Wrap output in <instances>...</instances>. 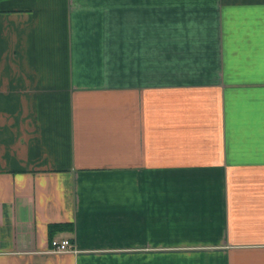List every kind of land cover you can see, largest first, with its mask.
Instances as JSON below:
<instances>
[{
  "label": "crops",
  "instance_id": "crops-1",
  "mask_svg": "<svg viewBox=\"0 0 264 264\" xmlns=\"http://www.w3.org/2000/svg\"><path fill=\"white\" fill-rule=\"evenodd\" d=\"M0 264H264V0H0Z\"/></svg>",
  "mask_w": 264,
  "mask_h": 264
},
{
  "label": "built area",
  "instance_id": "built-area-1",
  "mask_svg": "<svg viewBox=\"0 0 264 264\" xmlns=\"http://www.w3.org/2000/svg\"><path fill=\"white\" fill-rule=\"evenodd\" d=\"M52 249L56 251H72L74 250L73 244L68 239L62 240H51L50 242Z\"/></svg>",
  "mask_w": 264,
  "mask_h": 264
},
{
  "label": "trees",
  "instance_id": "trees-1",
  "mask_svg": "<svg viewBox=\"0 0 264 264\" xmlns=\"http://www.w3.org/2000/svg\"><path fill=\"white\" fill-rule=\"evenodd\" d=\"M54 227H62V225H50V226H49V231H52V229H53Z\"/></svg>",
  "mask_w": 264,
  "mask_h": 264
}]
</instances>
